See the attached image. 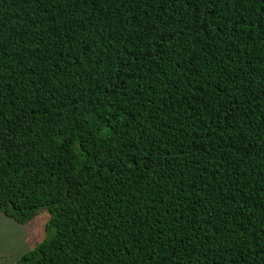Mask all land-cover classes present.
I'll return each instance as SVG.
<instances>
[{
	"label": "trees",
	"instance_id": "obj_1",
	"mask_svg": "<svg viewBox=\"0 0 264 264\" xmlns=\"http://www.w3.org/2000/svg\"><path fill=\"white\" fill-rule=\"evenodd\" d=\"M14 264H264V0H0V213Z\"/></svg>",
	"mask_w": 264,
	"mask_h": 264
},
{
	"label": "rangeland",
	"instance_id": "obj_2",
	"mask_svg": "<svg viewBox=\"0 0 264 264\" xmlns=\"http://www.w3.org/2000/svg\"><path fill=\"white\" fill-rule=\"evenodd\" d=\"M47 210H40L28 222L19 224L0 213V264H14L19 256L53 234L47 227Z\"/></svg>",
	"mask_w": 264,
	"mask_h": 264
}]
</instances>
